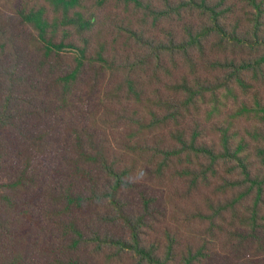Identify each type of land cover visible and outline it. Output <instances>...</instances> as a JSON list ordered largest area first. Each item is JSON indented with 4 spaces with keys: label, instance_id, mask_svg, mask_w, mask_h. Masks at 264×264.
Returning a JSON list of instances; mask_svg holds the SVG:
<instances>
[{
    "label": "trees",
    "instance_id": "trees-1",
    "mask_svg": "<svg viewBox=\"0 0 264 264\" xmlns=\"http://www.w3.org/2000/svg\"><path fill=\"white\" fill-rule=\"evenodd\" d=\"M0 264H264V0H0Z\"/></svg>",
    "mask_w": 264,
    "mask_h": 264
}]
</instances>
